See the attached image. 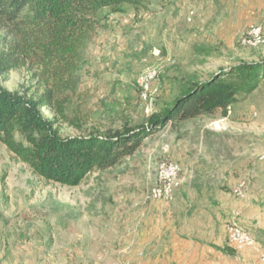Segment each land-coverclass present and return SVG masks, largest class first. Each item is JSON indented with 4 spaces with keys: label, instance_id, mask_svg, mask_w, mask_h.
Segmentation results:
<instances>
[{
    "label": "rangeland",
    "instance_id": "374dc122",
    "mask_svg": "<svg viewBox=\"0 0 264 264\" xmlns=\"http://www.w3.org/2000/svg\"><path fill=\"white\" fill-rule=\"evenodd\" d=\"M123 8L89 19L94 25L79 49L77 71L55 94L65 118L41 109L64 139L149 127L188 79L204 81L240 62L264 60V43L244 42L253 27L264 29V0H150L139 9ZM10 41L0 27V59ZM154 72L148 91L144 81ZM36 74L27 66L12 70L0 76V88L39 98L44 87ZM166 146L182 170L170 202L148 198ZM246 156L254 163L247 173L233 179L219 173L232 158ZM257 169H264V80L226 114L163 125L133 155L94 171L77 187L46 181L0 143V264H156L155 241L147 254L140 243L147 222L154 236L162 218L193 215L201 230L221 201L264 207V194H245L247 181L260 180ZM241 179L244 198L233 192ZM224 249L229 255L223 264H240L233 252L241 249ZM257 249L258 264H264V245L257 242Z\"/></svg>",
    "mask_w": 264,
    "mask_h": 264
},
{
    "label": "trees",
    "instance_id": "16d2710c",
    "mask_svg": "<svg viewBox=\"0 0 264 264\" xmlns=\"http://www.w3.org/2000/svg\"><path fill=\"white\" fill-rule=\"evenodd\" d=\"M148 1L0 0V27L11 39L0 59V76L27 66L37 72L44 87L36 99L0 88V143L46 181L77 187L94 171L111 169L133 155L143 138L163 125L218 111L226 114L240 96L251 95L264 80V60L240 62L204 81L182 83L172 106L153 117L149 127L113 135L60 137L41 109H53L65 118L55 94L77 71L79 49L94 25L89 19L95 20L104 9L123 13L124 6L139 9Z\"/></svg>",
    "mask_w": 264,
    "mask_h": 264
},
{
    "label": "crops",
    "instance_id": "0c3cea01",
    "mask_svg": "<svg viewBox=\"0 0 264 264\" xmlns=\"http://www.w3.org/2000/svg\"><path fill=\"white\" fill-rule=\"evenodd\" d=\"M240 146L239 152H244L243 145ZM231 161L232 163L228 166L225 168L220 166L222 169H219V173L225 172L223 175L229 179L247 173L248 168L254 165L251 156L232 158ZM215 162L216 160L213 158L209 160L211 171L216 169L214 168ZM253 173L260 180L258 182L247 181L245 194L246 192L252 195L264 194V169L260 171L257 169ZM243 181L246 180H239L233 187L236 197L238 196L235 191ZM218 205L219 213L215 219L206 218L201 230L197 227L200 225L195 223L193 215L191 218H186V221H179L175 218L170 221L162 218L155 224L154 236L148 235L150 233L148 226L150 225L147 222L140 234L142 252L147 254L151 251V244L155 241L156 264H213V257L217 259L218 264H223L222 260L225 262L229 253L221 249H224V246L237 248L230 240V233L234 228H241L252 235L255 243L245 246L241 250L234 249L233 256L235 257L233 258L240 264H258L257 253L259 249H257V242L258 245L259 243L264 245V207L256 205L253 201L244 203L243 200L235 205H226L222 201ZM186 213L189 214L191 211L187 210ZM229 214H232V217L225 220L226 215Z\"/></svg>",
    "mask_w": 264,
    "mask_h": 264
},
{
    "label": "bare ground",
    "instance_id": "6f19581e",
    "mask_svg": "<svg viewBox=\"0 0 264 264\" xmlns=\"http://www.w3.org/2000/svg\"><path fill=\"white\" fill-rule=\"evenodd\" d=\"M191 21H192V19L189 18V22H191ZM244 42L248 43L249 45H259L261 43H264V29L261 26L253 27L251 29V31L249 32L248 37L245 38ZM155 77H156L155 72L149 73L146 79H151V78L154 79ZM144 98L147 99L146 96H144ZM163 151H164V153L163 152L162 153L165 154V157L163 158V160L161 161V163L159 164L158 169H157V175H156L157 184H156V186H154L151 189L148 198L151 200L170 202L173 198L174 186H175L176 182L178 181L182 170H181V167L177 163L174 162V169L164 170V172L162 173V181H161V165H162V163H168V159H170V157L168 155V147L167 146L164 147ZM170 160H172V159H170ZM169 180H171V182H168ZM171 183L173 184V186H171ZM157 188H159L158 195H157V191H156ZM244 189H245V184L241 183L238 186V188L236 189L235 194L238 197L243 196ZM234 232L238 233V234H243L244 238L249 239L248 246L253 244L254 239H253L252 235L249 234L244 229H241V228H234L233 230H231L230 240L233 244H235Z\"/></svg>",
    "mask_w": 264,
    "mask_h": 264
},
{
    "label": "built area",
    "instance_id": "2783aa9c",
    "mask_svg": "<svg viewBox=\"0 0 264 264\" xmlns=\"http://www.w3.org/2000/svg\"><path fill=\"white\" fill-rule=\"evenodd\" d=\"M257 30V29H256ZM154 79H145V84H147V90H150V84L151 81H153ZM166 169H174V162L170 159H168V163H162L161 165V181H162V173L164 172V170ZM168 182H171V180H169ZM171 186H173V184L171 183ZM157 195L159 192V188H157ZM234 238H235V245L237 248L239 249H243L245 246H248V242L249 239H246L243 237V234H238L234 232Z\"/></svg>",
    "mask_w": 264,
    "mask_h": 264
}]
</instances>
